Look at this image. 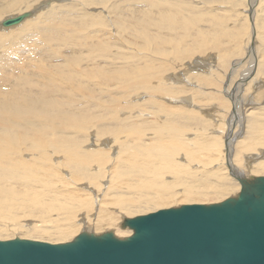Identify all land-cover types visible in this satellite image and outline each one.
I'll return each instance as SVG.
<instances>
[{
  "label": "bare ground",
  "instance_id": "1",
  "mask_svg": "<svg viewBox=\"0 0 264 264\" xmlns=\"http://www.w3.org/2000/svg\"><path fill=\"white\" fill-rule=\"evenodd\" d=\"M34 1L15 0L12 3V0H0V17L21 7L29 8ZM81 1L88 4L86 7L84 3H78L84 4L85 8L76 17L94 19L97 14L90 11L88 5L100 4L102 0ZM48 2L37 4V8L47 7ZM105 3L107 0L102 3L103 11H113L115 17L122 14L118 3L109 5L108 9ZM50 6L49 9H53ZM57 9L53 10L54 13L50 10L40 13L38 18L20 26H0V44L5 47L0 52V218L12 219L18 214L59 216L62 222L49 230L57 240H66L82 227L84 231L114 229L113 233L120 234L123 231H119L122 227L119 229L118 216L125 218L149 207L169 205L176 198L207 202V192L214 187L210 182L214 181L229 187L227 198L235 197L242 180L264 176V106L259 107L264 104L263 97L248 94L239 99L235 98L234 90L229 94L225 92L230 97L214 95L215 104L208 103L204 109L200 105L204 96L200 97L201 91L191 87L187 90L188 96L181 95V99L176 96L178 100L174 101L180 102L178 105L165 102L172 99L166 96L173 97L185 91L184 87L175 85L182 81L189 84V80H193L202 88L203 85H216L213 76H216L217 62H214V57H210V63V58L208 61L198 58L199 61L191 64L193 66H184L183 71L174 70L172 73L170 70L177 64L181 67L184 55H191L194 53L191 51L198 47L203 52L215 48L221 52L220 59L225 64L231 52L222 54L224 41L219 45L222 32L217 35L215 31V36L199 34L200 37L188 46L187 54V47L183 48L184 52L181 49L183 39L161 38L159 41L161 30L154 36L153 32L148 33V27L144 31L141 28L142 57L133 63H128L131 59H123L128 65L117 64V54L113 62L114 57L111 62H106L110 60L106 55H114V51H110L102 39L97 41L98 44L94 40L88 44L87 37L78 38V43L73 39L74 43L63 45L66 49L71 48L67 56L62 53L59 58L53 53L55 49L50 47V53L42 54V57L27 58L28 53L34 50L29 43L30 36L37 41L41 38V42L47 40L49 46L54 42L67 43L70 37L68 28L73 34L87 23L74 24L65 16L68 14H60ZM25 12L33 14V11L19 14ZM68 12L75 16L74 11L69 9ZM162 28L169 29L165 25ZM101 31L105 32V29ZM117 31L118 34L121 32V23ZM117 31L110 34L115 44L122 43L134 53V45L124 43V38L120 41L122 37ZM230 35L232 33L229 39L236 38ZM259 39L264 42V33ZM226 40L229 41L227 36ZM252 40L253 43L258 42ZM81 47H85L86 58ZM241 60L234 61L232 65L242 63ZM250 60L251 57L246 61L250 63ZM255 63L249 71L246 68L244 72L247 74L241 77L237 87L242 83L250 84L254 89L260 86L264 60ZM26 66L32 70L26 71ZM192 71L194 73L190 75ZM223 89L229 90V87ZM206 99L209 101V97ZM245 107L251 108V112H244ZM219 108L222 113H219ZM205 116L209 119L203 118ZM242 135L241 141L236 140ZM224 195L219 192L212 199H225Z\"/></svg>",
  "mask_w": 264,
  "mask_h": 264
},
{
  "label": "rangeland",
  "instance_id": "2",
  "mask_svg": "<svg viewBox=\"0 0 264 264\" xmlns=\"http://www.w3.org/2000/svg\"><path fill=\"white\" fill-rule=\"evenodd\" d=\"M14 1L15 0H12V3ZM37 1H39V2L37 3ZM45 1H48V0H35L31 4V6L29 8L25 9V8L21 7L17 11L4 13L0 17V26L3 27L2 26V21L3 20L8 19V18H12V17L16 16L17 14H19V12L33 11V14H32V16H30L29 18H27L23 22H21L19 24L12 25V26H20L23 23H25L26 21L34 20V19L38 18L40 13H43V12H45L47 10H50L51 12L54 13L53 10H55V8L57 9V7H60V8L62 7V8L61 9L58 8L56 10V12H59L60 14L61 13L68 14V15H65V16H68L67 19L70 22H72L74 24H77L78 22H81V23L87 22V23L84 24V26L82 28L76 29L73 34L70 33L69 28H68L67 33L70 35V37L68 38L67 43L54 42L52 44V46L51 45L49 46V44L46 43L47 40L41 42L42 39L39 38L38 41L41 43V44H39L37 39L34 36H30L32 39L29 37V39H30L29 43H30L31 46L34 47L33 51H35V52L32 51L31 53H28L29 55L27 56V58H30L32 56H35L36 58L37 57L39 58L40 56L42 57V54L50 53V49H49L50 47L52 49H55V50H53V53H55V55H57L58 57L60 55H63V54H64V56H67L68 53L71 51L70 50L71 48L67 47V49H66V47H63V45L72 44V42L74 43L73 39L76 41L78 38L82 39V37H85V39L88 38L87 39L88 40V44H89L90 40H94L95 44H98L97 41L99 39L100 40L102 39L101 42L103 41L105 43V45L108 46L110 51H114V55L113 54L106 55V56H109L110 60H107L106 58H104V61L107 60L106 62H108V63H109V61L111 62V59L114 56L116 57V54H117V56H118V59H117L118 61L116 60L117 64L121 63V65H124V64L128 65L129 62L133 63V61H135V59H138L140 61V59L142 57V55L140 54V51L143 52L144 47H143V38L141 37L142 35L141 36L139 35V33H141V31H140L141 28H143V31H144L145 28L148 27V29H147V31H149L148 33L152 34V32H153L154 34H152V35H154V36H155V34L158 35L157 31L161 30L160 34L158 35L159 36L158 39H160L159 41H161V38H165V39H169V40H172V39H174V40L177 39L178 40L180 38H181V40L183 39V41L181 42V49L183 50L184 47H187V48H185L186 51L183 50V52L185 51L187 54H188V46H190L193 42H195L198 39V37H200L199 34L203 35V34L206 33L207 35L215 36L214 34L217 33V35H219V32H222L223 35L221 33L220 37H219V39L221 38L219 40V45H220V43H222L224 41V44L222 43L223 46H224V50L222 51V54H224L225 52H227V54H230L228 52H231V54L226 59V63L225 64H223L222 63V59H220V58H222V55L220 57V53L221 52L215 51V48L212 49V50L207 49V51L205 50L203 52L198 47V49L195 48V50L191 51V53L194 52L191 55L190 54L184 55L185 58L180 61L181 67L178 66L179 64H177V66H171V68H173V69L170 70L171 72L174 71V70L175 71H183L184 66L190 67V65L192 63L194 64L196 61H199L198 58L201 59V60L205 59V60L208 61V58L214 57V62H217V64L215 63L217 65L216 72H215L216 76H213V79H215L214 83H216V85L215 86L214 85L213 86L209 85V87H208V85H203V88H204L203 89L202 87H198V85L195 84V82L193 80H189V81H191V83H189V84H187L186 82L182 81V82H180V84L177 83L175 85L184 87L185 91L183 93H176L175 95H173V97L172 96L171 97L166 96L167 99H170V98H172V99L171 100H165V102L169 103V101H170L171 105H174V104L178 105L180 102L179 103L175 102L174 99L178 100V99H181L182 96H188L189 93L187 92V90L189 91L193 87L195 89H198L199 91H201V96L199 95V93H198V96H200V97L204 96L203 100H202V102L200 104L202 107H204V109L209 106L208 105V106L205 107L206 104H208V103L209 104H213L214 102H216V101H213V100H216V99H213L214 95H216L217 97H224V95H226L225 92H227L229 94L230 92L232 93V91H234V90L236 91V92L234 91L235 98H239L240 99L244 95L248 96V94L249 95L250 94L256 95L257 98L258 97H260V98L263 97L264 98V78H263L264 76L263 77L261 76L262 78L260 77V79L263 82L262 83H258V85H260V86H257L255 89H254V87L250 86V84L242 83V84H240L239 87H237V85H236L240 81L241 77H243L244 75L247 74V72H244V71L247 70V69L249 71L250 66L252 65V63L256 64L255 62H257L258 60H259V62L261 61V59H262V61L264 60V56H262L264 54V42L261 41L262 39H259L260 34L264 33V14H263V12H264V0H138V1L137 0H119V1L118 0H113V1L112 0H110V1L107 0V3H105L106 4V8L109 5L111 6V5H114L115 3H118L119 8H120V12L122 13L118 17H115V14H114L113 11L110 12L109 10L108 11H105V10L103 11L102 10L101 6H102V3H104V0H102L100 4H97L96 2H94V5H93V3H92L93 7L91 5H88L90 7V11L93 10V12L95 14H97V16H94V19H93V17H91V19L90 18L79 19V18L76 17V16L80 15L79 12L83 8H85V6L87 7V4H88V3L85 4L81 0L80 1L79 0H67L66 2H63L61 0H55V1L54 0L50 1L49 0V2L47 4V7L43 8V9L42 8L41 9L37 8V4L39 5L40 3H43ZM56 1H58V2H56ZM120 1H122V3ZM50 2H51V4H50ZM52 2H54V3L52 4ZM79 2L84 3L85 6H84V4L78 5ZM141 2H143V3H141ZM64 4H66V5H64ZM50 5L52 6L53 9H49ZM72 6H75V8L71 9ZM34 9H36V10H34ZM69 9H70V12L74 11L75 16L69 15V12H68ZM141 9H144V10L141 11ZM58 10H60V11L62 10L64 12H60ZM145 12H147V13H145ZM110 13H112V14H110ZM100 14H103V15H100ZM104 14H105V17L103 18ZM163 14H164V16L161 17V15H163ZM98 15H100V16H98ZM112 17L115 18V20L112 19ZM160 17H161V19H160ZM63 18H65V17H63ZM72 18H74L75 21ZM122 18L125 19V20H123V22L121 21ZM89 19L92 22L91 25L89 24L90 23V21H88ZM260 19H262V20H260ZM116 20L117 21L120 20L119 23L116 22ZM163 20H165V21H163ZM96 21H97V23H96ZM258 21H260V22H258ZM81 23H79V24H81ZM120 23H121V32L122 33L120 32L118 34L117 27H118V24L120 25ZM137 23H138V25H137ZM113 24L116 27L112 28ZM162 24L167 26L169 29L162 28L163 27ZM104 25H105V27H104ZM157 25H158V28H157ZM12 26H7V27H12ZM122 26H123V28L125 30L122 29ZM100 27H102V28H100ZM107 27H109V29ZM135 27H137V29ZM97 29H99V30H97ZM104 29H105V32L101 31V30H104ZM106 29H107L108 32H106ZM215 29H217V30H215ZM81 30H84V31H81ZM92 30L93 31L95 30V31L93 32ZM136 30H138V31H136ZM113 31H115L114 33H116V31H117V34L119 36L121 35L120 38L121 37L122 38L120 39V41H123L122 39L124 38V43L129 44V42H130V45H134L133 47L135 48V52L132 53L131 50H129L128 48L124 47V45H122V43L120 45V43L118 42V44L116 45L115 44V39H113V37L111 36V35H113L112 34ZM215 31H216V33H215ZM98 32H100V33H98ZM15 33H17V32H15ZM15 33H14V35H15ZM95 33H97V35H95ZM228 33L229 34L232 33V35H234L236 37L233 40V38L231 37L232 35H230L231 41L233 40L232 42L229 39V34ZM233 33H235L236 35L233 34ZM93 34H94V36H93ZM100 34H102V36ZM14 35H13V37H14ZM98 36H99V38H98ZM226 36H227V39L229 41L226 40ZM248 37H251L250 40L248 39ZM104 38H105V40H104ZM110 39H111V41H110ZM252 39L258 40V42L256 41V42H254L255 43L254 44ZM235 40H237V42H234ZM241 40H243V41H241ZM43 42H44V44H43ZM135 42L137 43V46H135L136 45ZM186 42H187V44H186ZM56 43L58 45L60 44L63 49L59 48L60 45L58 46ZM183 43L186 44V45L184 46ZM34 44H36L38 46L35 47ZM234 44H236V45L234 46ZM41 45L42 46L44 45L43 46V50L42 49L40 50V47L42 48ZM253 45H254V47H253ZM225 46H226V48H228L227 50H225ZM217 47L220 48V46H217ZM56 48H58V49H56ZM81 48H82V50H81L82 53H84L83 56H84V58H86V53L87 52L84 51L85 47H81ZM111 48H112V50H111ZM113 48H114V50H113ZM260 48H261V50H260ZM4 49H5V47L3 46V44H0V52H3ZM136 49H137V51H136ZM171 50L174 51L173 48H171ZM39 51H40V54H39ZM211 52H212V54H211ZM206 53H208V54H206ZM25 54L27 55V53H25ZM129 54H131L130 57H129ZM215 54H217V55H215ZM122 55L123 56L126 55V57L128 55V57H127L128 59L126 57L124 58ZM96 56L97 55H94L95 58H96ZM171 56L174 58L173 55H171ZM115 57L112 59V62L115 60ZM172 57H170V58L173 59ZM249 57H251V60H250L251 64L246 61L247 59H249ZM211 58L208 61L209 63L212 61ZM123 59H126V60H130L131 59V61H128V63H127V61H125V60L123 62ZM238 59H242L240 61L242 63H237L236 66H233L232 63L234 61L238 60ZM182 61L184 63H182ZM246 62H247V64H246ZM187 64H189V65H187ZM219 64H221V65H219ZM191 66H193V65H191ZM253 66L255 67V65H253ZM26 67H25L26 71L27 70L28 71L32 70V68H30L29 66L27 68ZM232 71H233V73H232ZM33 72H34V70H33ZM190 73H191L190 75H193L194 72L192 71ZM168 76H169V73L167 74L166 77L168 78ZM181 78H182V76L179 75V79H181ZM221 83H222L223 86L221 85ZM226 85L229 87V90H224L223 89V88H225V89L228 88ZM240 87H242V88H240ZM238 88H239V91H238ZM215 90H216V92H215ZM190 92L192 94L193 91L191 90ZM212 92L216 93V94H213ZM176 96L178 97V99H177ZM140 97H141V95L138 96V98H140ZM208 97H209V101L206 99ZM226 97H230V95H226ZM231 98H233L232 95H231ZM173 101H174V103H173ZM197 103H198V101H197ZM261 106H264V104L259 105V107H261ZM195 107H197V106H195ZM259 107H255V108H259ZM246 108L247 107H245V109L243 110L244 112L245 111L246 112L250 111L249 109H251V108H248V109H246ZM195 109H197V108H195ZM220 109L221 108H219L218 111H219V113H222L223 110L222 109L220 110ZM255 110H253V111H255ZM250 112H247V113H250ZM144 116H146V115H144ZM203 118H208V117L205 116ZM213 123H216V120ZM242 127H244V122L241 125V129H242ZM237 139H238V141H241L243 139V135L240 137V139L236 138V140ZM221 142H222V139H221ZM222 144L224 145V141H223ZM74 183L77 184V182H74ZM210 183L213 184L214 187L209 192H207L209 194L207 196V198H208L207 202L206 201L205 202L204 201H199V200L198 201L197 200L196 201H194V200H192V201L191 200H187L186 201L184 199L178 200L179 198H176V200L174 202H172V204L165 205V206L164 205H159L160 208H159V206H157V207L154 206L155 208L149 207V209L141 210V211H139V213H138V211H136L137 214L135 212H133L129 216H126L125 218H121V216H118L120 218V220L119 219L117 220V222L119 223V229H121V227H122V229L119 230V231H123V232L120 233V234H115V233H113L114 229L113 230L111 229L112 231H110V229H109V232H112L118 238H125V237L129 236L132 233V230L128 226H123L122 225L123 220L126 219V218H131V217H134V216L143 215V214H146V213H151V212L157 211L159 209L178 207V206L183 205V204L217 203V202L222 201L223 198L222 199H212V198H213V196L215 194H218L219 192H223L225 194L224 197H226V198L228 197V193H227L228 191L227 190L229 189V187H225V185L222 184L220 181H214V182H210ZM81 212L82 211H78V213H81ZM27 215L28 214H18V216L16 218H12V219H10V218L9 219L0 218V240H9V239H14V238L18 237V238H23V239L39 240V241H46V242H51V243H62V242H67V241L72 240L77 234L81 233V230H82V232H89L90 231V233H93V234H96V235L102 234L104 232H108V228H100V229H97V230L92 228V229H90L88 231H84V228L82 227L80 229V231L76 230L77 232L76 231H75L76 233L73 232V234H71L66 240L65 239H61V240L58 239L57 240L56 239L57 237H54V234L50 235L49 230H51V228L54 227L56 224L62 222V219H60L59 216L44 215L42 217H37L35 215H28L29 216L28 217ZM77 219H79V217ZM28 220H30V221H28ZM25 223L28 224V225H26ZM23 230H26L29 233L28 232H24L23 233ZM40 230H43V231H40ZM41 234H45V235H41Z\"/></svg>",
  "mask_w": 264,
  "mask_h": 264
},
{
  "label": "water",
  "instance_id": "3",
  "mask_svg": "<svg viewBox=\"0 0 264 264\" xmlns=\"http://www.w3.org/2000/svg\"><path fill=\"white\" fill-rule=\"evenodd\" d=\"M31 16L2 21L7 27ZM237 196L126 218L132 233L81 232L62 243L0 240V264H264V176L242 180Z\"/></svg>",
  "mask_w": 264,
  "mask_h": 264
}]
</instances>
